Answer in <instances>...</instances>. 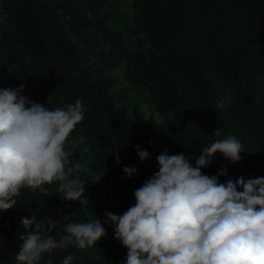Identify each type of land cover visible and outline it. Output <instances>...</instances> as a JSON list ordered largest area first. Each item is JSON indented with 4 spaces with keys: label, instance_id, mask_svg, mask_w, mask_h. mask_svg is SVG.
<instances>
[{
    "label": "trees",
    "instance_id": "trees-1",
    "mask_svg": "<svg viewBox=\"0 0 264 264\" xmlns=\"http://www.w3.org/2000/svg\"><path fill=\"white\" fill-rule=\"evenodd\" d=\"M122 80L148 94L167 143L193 167L204 146L229 135L241 141L238 162L217 153L203 174L221 183L264 177V0H0V89L22 84V95L49 109L77 99L87 109L70 134L81 137L83 151L70 144L69 152L72 163L87 169L80 174L85 193L67 201L59 182L43 186L46 197L23 188L15 207L0 212V264H16L19 236L26 234L21 219L33 215L51 218L49 234L57 239L66 223L95 216L106 231L96 247L57 249L41 264H62L68 255L72 264H122L127 249L105 213L122 215L134 206L135 190L159 171L157 156L167 151L152 142L151 115L113 92ZM229 95L225 108H217ZM136 146L150 159L142 162ZM82 152L112 207L93 199L97 183ZM126 166L137 169L131 178ZM93 252L104 260H94Z\"/></svg>",
    "mask_w": 264,
    "mask_h": 264
},
{
    "label": "clouds",
    "instance_id": "clouds-1",
    "mask_svg": "<svg viewBox=\"0 0 264 264\" xmlns=\"http://www.w3.org/2000/svg\"><path fill=\"white\" fill-rule=\"evenodd\" d=\"M23 91L22 84L0 89V212L14 208L25 187L46 197L43 186L59 182L63 199L77 201L87 184L80 178L87 169L72 163L66 150L68 137L87 111L82 101L49 109ZM230 100L229 95L218 101L217 108H225ZM213 134L220 137V129ZM136 147L142 162L150 159L147 150ZM243 151L241 141L229 135L204 146L195 167L182 153L158 155L159 171L135 190V205L122 215L105 213L115 239L127 249L122 264H264V177L221 183L201 171L217 153L236 163ZM123 171L131 178L137 169L126 166ZM219 175H227L226 170ZM21 225L26 234L19 236L16 264H41L44 254L73 245L88 250L106 235L96 216L66 223L59 239L49 234L55 224L48 216L24 217ZM92 258L104 260L96 252ZM73 260L68 255L62 264Z\"/></svg>",
    "mask_w": 264,
    "mask_h": 264
},
{
    "label": "rangeland",
    "instance_id": "rangeland-1",
    "mask_svg": "<svg viewBox=\"0 0 264 264\" xmlns=\"http://www.w3.org/2000/svg\"><path fill=\"white\" fill-rule=\"evenodd\" d=\"M120 13H121V11H120ZM119 90H121L125 94V102H127L128 104H131V102L136 101L141 106V108H142V110L146 116L151 115L152 123L150 126V131L152 134V142L154 144L164 145L167 149L168 155L178 154V152L171 145H169L167 143V141L163 135L162 129H161L162 117L159 114V112L155 109L154 105L150 102V100L148 98V94L143 93V92L138 91V90L131 89L130 87H128V85L123 80L120 81V84H118L113 89V92L116 93L117 97L119 96L117 94V92ZM70 144L81 149L82 148L81 137L78 135H70V140L67 141V143H66V150L68 152H70V150L72 149ZM82 155H83V159L85 161V164H86V167L88 168L89 173L91 174V176L94 178V180L97 183V193L93 197V199L97 200L101 203L107 204L109 207H112V205H113L112 196L109 195L107 193V191L105 190V185H104L103 181L100 179V176L90 168V165H89L90 162L87 159L84 152H82ZM82 201L83 202L89 201V198L83 199Z\"/></svg>",
    "mask_w": 264,
    "mask_h": 264
}]
</instances>
